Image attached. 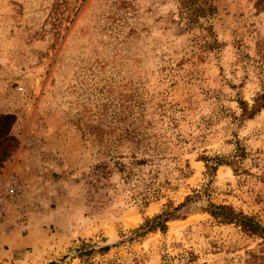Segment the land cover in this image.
Here are the masks:
<instances>
[{
    "label": "rangeland",
    "instance_id": "374dc122",
    "mask_svg": "<svg viewBox=\"0 0 264 264\" xmlns=\"http://www.w3.org/2000/svg\"><path fill=\"white\" fill-rule=\"evenodd\" d=\"M207 1L0 0V264H264V0Z\"/></svg>",
    "mask_w": 264,
    "mask_h": 264
},
{
    "label": "trees",
    "instance_id": "16d2710c",
    "mask_svg": "<svg viewBox=\"0 0 264 264\" xmlns=\"http://www.w3.org/2000/svg\"><path fill=\"white\" fill-rule=\"evenodd\" d=\"M185 3L190 2L191 4L194 2V0H184ZM197 1V0H195ZM186 9L190 11L191 14H193L195 17H198L199 15L204 16L206 13H210L213 9L211 3H209L207 0H201L200 4H193L191 6L185 5ZM263 96H260V98ZM258 99V98H257ZM255 99V103L253 104L251 110L247 111L245 109V112H248V115H252V113L259 108L257 105L258 100ZM257 100V102H256ZM252 111V112H251ZM14 115L13 114H0V139H9L11 140L10 143L6 146V150L4 151L3 155H7L9 151L15 146V139L9 134V128L14 122ZM8 148V149H7ZM183 204L178 205L174 209H179ZM211 214L218 218L220 221L225 223H236L238 224L243 231L250 233V234H256L263 238L264 241V224H260L258 221H256L253 217L244 215L242 213L235 212L231 207L227 205H210ZM176 215L173 213V211H167L163 215L155 216L151 219H148L144 222L143 226H148V229L155 228L157 226L163 225V223L168 220L169 218H173ZM53 264V263H51Z\"/></svg>",
    "mask_w": 264,
    "mask_h": 264
},
{
    "label": "built area",
    "instance_id": "2783aa9c",
    "mask_svg": "<svg viewBox=\"0 0 264 264\" xmlns=\"http://www.w3.org/2000/svg\"><path fill=\"white\" fill-rule=\"evenodd\" d=\"M12 182H14V181H11V182L9 183V188H7V192H8L9 194L14 195V194L16 193V187H15V185H13Z\"/></svg>",
    "mask_w": 264,
    "mask_h": 264
}]
</instances>
